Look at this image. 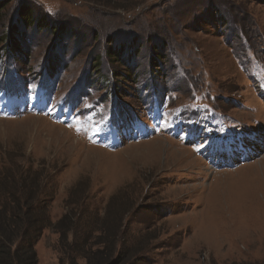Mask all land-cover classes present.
I'll return each instance as SVG.
<instances>
[{"label":"rangeland","instance_id":"1","mask_svg":"<svg viewBox=\"0 0 264 264\" xmlns=\"http://www.w3.org/2000/svg\"><path fill=\"white\" fill-rule=\"evenodd\" d=\"M0 4V72H11L24 84L17 80L9 86L21 93L16 106L0 103V171L21 157L44 169L56 190L49 203L51 221L72 217L61 225L71 227L65 239L58 231H42L35 246L38 264H69L76 256L75 264H85L78 254L99 236L110 250L95 264H264V0ZM22 7L31 14L28 28ZM42 17L43 25L36 24ZM47 22L72 35L59 38ZM8 27L15 29L10 37L18 53L4 44ZM132 35L136 44L146 42L132 48L129 60L125 54L133 81L118 77L113 84L110 68L126 70L107 59L106 48H117ZM161 41L165 59L155 60L148 74L152 50ZM52 58L58 59L55 72L45 66ZM44 68L55 80L57 96L73 91L97 130L106 125L107 138L120 133L112 138L116 141L101 142L28 114V108L40 106L34 84L48 79ZM117 83L125 96L114 92ZM151 84L160 91L151 94L156 98L150 97V106ZM11 108L18 111L11 114ZM122 112L133 114L129 125L119 122ZM32 117L41 118L42 126H56L55 132L40 131ZM203 127L216 133L256 131L248 153L253 157L232 170L210 169L200 146L187 138L195 134L196 139ZM97 222L112 231L98 230Z\"/></svg>","mask_w":264,"mask_h":264},{"label":"trees","instance_id":"2","mask_svg":"<svg viewBox=\"0 0 264 264\" xmlns=\"http://www.w3.org/2000/svg\"><path fill=\"white\" fill-rule=\"evenodd\" d=\"M3 5L4 4H0V11ZM110 5L111 4L109 3V6ZM19 13L20 16H23L21 17L24 24H26L25 27L28 28L30 23L27 24L26 21L31 17V14L26 7H22V9L20 8ZM44 21L45 19L42 17L35 23L38 24V22H41L40 25H43ZM47 23L48 24L45 23V25H48V29H54V33H56L59 38L72 35L71 30L62 25L58 26L57 22ZM14 31L15 29L12 30L8 27L6 32L7 37L4 40V44L7 47H11L13 53H18L20 50L17 49V43L10 37ZM137 39L136 36L132 35L131 40L123 43L120 42L117 48L107 46L105 53L107 59H112V62L114 59L115 62H119L121 65L123 64L124 69L126 70L125 72L120 73L112 67L110 68L109 78L113 80V84L119 80L118 77H122L124 80L133 81L132 73L128 74L130 70L127 69L130 61L124 62V59L128 57L127 60H129V58L133 56L132 48L134 46L139 47L142 43H146L140 42L138 45L136 44ZM148 39H150V37L146 40ZM106 41L110 42L112 39H107ZM165 48L166 44L161 41L160 45L155 47L156 51L152 50V58L147 65L148 74H151V71L155 70V66H157V64L154 63L155 60L160 63L161 60L165 59L163 54ZM125 54H127L126 57ZM55 60H57V62ZM45 66L49 71L55 72V69H58V59H50ZM44 70L46 71V68H44ZM151 86L155 85L151 84ZM157 86L159 85L157 84ZM113 90L117 96L120 94L125 96V93L123 92L124 90H122L118 83L113 87ZM12 160L11 163H7L4 171H0V264H38L35 246L42 235V231L46 228L55 232L58 231L60 238L65 239L67 235L66 233L71 230V227L69 226V228L66 226L68 228L64 227L63 229L61 225L66 219H70L71 216L65 214L56 222H52L49 214V203L50 199H52L56 193L54 180L50 179V175L48 177V174L44 173V169H34L30 163L24 162L22 157ZM112 197L113 196H111V198ZM69 204H72V202ZM122 207L123 206H121V208ZM130 209L131 207H129L126 212L128 213ZM113 212L116 211L113 210ZM115 216L119 217L121 222V217L118 211ZM117 222L119 224V221ZM96 226H98V230H103L108 234L112 231L110 230V227L105 224L101 225L97 222ZM98 245L100 246L97 247ZM89 247H85V250L78 254V256L85 260V264H95L100 259L107 257L110 250V247L106 246V243L101 240L100 236L98 237V241L89 245ZM75 258L71 257L70 261H72V263L69 262V264H75ZM122 262L123 261L116 260L108 264H122Z\"/></svg>","mask_w":264,"mask_h":264},{"label":"bare ground","instance_id":"3","mask_svg":"<svg viewBox=\"0 0 264 264\" xmlns=\"http://www.w3.org/2000/svg\"><path fill=\"white\" fill-rule=\"evenodd\" d=\"M32 123L34 124V126L36 127V128H38L37 126H40V128L41 129H39L40 131H43L44 133H47V134H49V135H51L52 133H54L55 132V129H56V126H49L47 123H45L43 126L39 123V122H41V123H43L44 121L41 119V118H39V117H32ZM32 124V125H33ZM37 125V126H36ZM40 131H38V133H42V132H40ZM49 132H51V133H49ZM61 135H58V137H60ZM57 137V136H56ZM157 144V143H156ZM160 144V143H159ZM168 147V146H167ZM165 149V148H164ZM173 153V152H172ZM174 154H177V152L176 151H174ZM195 162H197V161H195ZM245 165V164H244Z\"/></svg>","mask_w":264,"mask_h":264}]
</instances>
